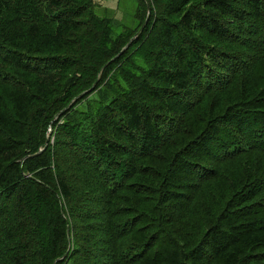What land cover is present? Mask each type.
<instances>
[{
	"label": "trees",
	"instance_id": "16d2710c",
	"mask_svg": "<svg viewBox=\"0 0 264 264\" xmlns=\"http://www.w3.org/2000/svg\"><path fill=\"white\" fill-rule=\"evenodd\" d=\"M134 1L0 0V264H264V0Z\"/></svg>",
	"mask_w": 264,
	"mask_h": 264
},
{
	"label": "rangeland",
	"instance_id": "374dc122",
	"mask_svg": "<svg viewBox=\"0 0 264 264\" xmlns=\"http://www.w3.org/2000/svg\"><path fill=\"white\" fill-rule=\"evenodd\" d=\"M97 13L112 20L114 35L123 32L124 27H134L136 3L134 0H95Z\"/></svg>",
	"mask_w": 264,
	"mask_h": 264
},
{
	"label": "water",
	"instance_id": "95a60500",
	"mask_svg": "<svg viewBox=\"0 0 264 264\" xmlns=\"http://www.w3.org/2000/svg\"><path fill=\"white\" fill-rule=\"evenodd\" d=\"M148 7H149V4H148ZM150 16H151V10L149 8V11H148V15H147V19L144 23V25L142 26V28L140 29L139 33L142 32V30L147 26L149 20H150ZM138 34L135 35V37L133 39H131V41L128 43V45L121 51V53L117 56H121L123 53H125V51L129 48V46L131 45V43L134 41L135 38L138 37ZM96 87V84L87 92L81 94L74 102H72L66 109H64L61 113H59L55 119L53 120V122H56L62 115H64L72 106L73 104L78 101L79 99H82L83 97H85L86 95L90 94ZM47 144H48V141H47ZM47 144H46V147H47ZM43 150H40L38 154H40Z\"/></svg>",
	"mask_w": 264,
	"mask_h": 264
},
{
	"label": "bare ground",
	"instance_id": "6f19581e",
	"mask_svg": "<svg viewBox=\"0 0 264 264\" xmlns=\"http://www.w3.org/2000/svg\"><path fill=\"white\" fill-rule=\"evenodd\" d=\"M260 61H261V60H260ZM260 61H259V62H260ZM257 78H258V77H257ZM257 82H258V81H257ZM257 82H256V83H257ZM258 83H259V82H258ZM45 204H46V203H45ZM45 210H46V209H45ZM40 211H41V210H40ZM48 214H49V213H48ZM44 219H45V217H44Z\"/></svg>",
	"mask_w": 264,
	"mask_h": 264
}]
</instances>
